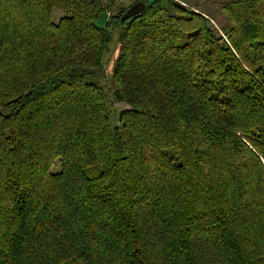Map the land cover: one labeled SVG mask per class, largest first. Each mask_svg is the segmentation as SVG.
I'll return each mask as SVG.
<instances>
[{
	"label": "trees",
	"instance_id": "trees-1",
	"mask_svg": "<svg viewBox=\"0 0 264 264\" xmlns=\"http://www.w3.org/2000/svg\"><path fill=\"white\" fill-rule=\"evenodd\" d=\"M119 1L0 0V264H264V0Z\"/></svg>",
	"mask_w": 264,
	"mask_h": 264
},
{
	"label": "rangeland",
	"instance_id": "rangeland-1",
	"mask_svg": "<svg viewBox=\"0 0 264 264\" xmlns=\"http://www.w3.org/2000/svg\"><path fill=\"white\" fill-rule=\"evenodd\" d=\"M181 3L184 2V5L193 9V10H199L201 12H208V13H212V19L214 20V22L220 21V12L218 10V6L220 3L224 2V1H228V0H179ZM118 8L120 9H127L130 6H128V1L127 0H120L118 3ZM116 5V6H117ZM110 12H108V17L111 15H114L115 13H117V10H109ZM218 25V24H217ZM120 28H114L112 29V41L110 44V47L108 49V51L105 54L104 57V64H105V71L107 76L109 77V75H111L112 69H113V64L114 61L116 59L117 56V37L119 34V30ZM110 108H111V112L113 115V121L112 123L116 124V120L114 117L117 116V114L122 111L127 109L123 104H117V103H110ZM59 169V164H56L54 167V170H58Z\"/></svg>",
	"mask_w": 264,
	"mask_h": 264
},
{
	"label": "water",
	"instance_id": "water-1",
	"mask_svg": "<svg viewBox=\"0 0 264 264\" xmlns=\"http://www.w3.org/2000/svg\"><path fill=\"white\" fill-rule=\"evenodd\" d=\"M155 0H141L133 3L129 8L126 9V11L123 13V15L120 18L121 22L128 21L132 19L133 17L141 14L144 12L146 8V4H151ZM108 20V14L107 13H102L99 16V19L97 20V26L100 29H103L104 26L106 25Z\"/></svg>",
	"mask_w": 264,
	"mask_h": 264
},
{
	"label": "crops",
	"instance_id": "crops-1",
	"mask_svg": "<svg viewBox=\"0 0 264 264\" xmlns=\"http://www.w3.org/2000/svg\"><path fill=\"white\" fill-rule=\"evenodd\" d=\"M128 1V6L132 5L133 3L141 0H127Z\"/></svg>",
	"mask_w": 264,
	"mask_h": 264
},
{
	"label": "built area",
	"instance_id": "built-area-1",
	"mask_svg": "<svg viewBox=\"0 0 264 264\" xmlns=\"http://www.w3.org/2000/svg\"><path fill=\"white\" fill-rule=\"evenodd\" d=\"M176 1H178V2H179V0H176Z\"/></svg>",
	"mask_w": 264,
	"mask_h": 264
}]
</instances>
